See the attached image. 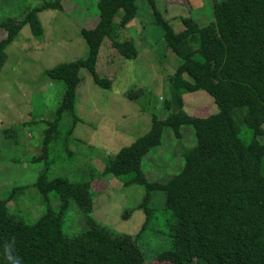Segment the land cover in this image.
Segmentation results:
<instances>
[{
  "label": "trees",
  "instance_id": "1",
  "mask_svg": "<svg viewBox=\"0 0 264 264\" xmlns=\"http://www.w3.org/2000/svg\"><path fill=\"white\" fill-rule=\"evenodd\" d=\"M139 1L98 0L97 19L81 28L87 55L47 69L50 78L63 84L62 98L43 130L42 151L35 161L49 157L64 112L77 121L81 68L89 70L99 86L110 87L111 80L97 72L106 41L124 58L137 55L132 40L115 39V34L137 16ZM145 1L154 22L162 28L166 47L181 58L171 101L177 109L165 118L152 114L149 130L106 158L104 168L105 174L127 177L126 185L144 187L143 200L124 213L128 216L143 208L146 219L142 227L136 234L109 228L92 216L91 180L50 177L45 167L35 187L45 200L50 202V195H57L61 204L58 209L48 206L35 221H28L9 203L16 199L13 194L26 186L13 187L7 197H0V264H9L4 258L9 245L22 264H143L139 238L155 222L158 232L171 238V246L158 252L157 260L170 264H264V143L258 138L264 135V0H217L213 22L201 26L193 17H184L186 27L179 32L165 19L157 0ZM45 9L63 10V0H45L28 7L20 18L7 15L0 19V27L6 30L0 39V70L7 59L6 47L25 24L36 37L44 33L38 13ZM190 36L196 37L197 47L187 42ZM197 90L213 97L217 112L200 117L183 108V93ZM241 106L247 107L243 121L254 133L249 141L242 138L234 118V110ZM183 125H190L196 135L195 144L182 152L183 167L167 181H150L142 166L144 155L160 144L164 127H171L180 137ZM155 191L165 193L161 212L150 205ZM73 203L84 212L86 228L69 234L64 215Z\"/></svg>",
  "mask_w": 264,
  "mask_h": 264
},
{
  "label": "rangeland",
  "instance_id": "2",
  "mask_svg": "<svg viewBox=\"0 0 264 264\" xmlns=\"http://www.w3.org/2000/svg\"><path fill=\"white\" fill-rule=\"evenodd\" d=\"M44 1L0 0V19L7 15L20 18L28 7ZM215 1L157 0L165 19L177 32L186 27L184 17H193L201 26L213 22ZM97 4L98 0H63V10L45 9L38 13L44 27L40 37L25 24L6 47L7 59L0 70V197H7L13 187L26 186L16 191V199L9 203L14 212L19 210L18 214L28 221H35L48 206L58 209L61 201L57 195H50L49 202L35 187L46 167L50 177L91 180L92 216L113 230L136 234L146 219L144 209L136 208L128 216L124 213L143 200L145 189L137 183L124 184L127 177L123 180L105 174V160L147 132L152 114L165 118L177 109L171 101L176 68L181 63V58L166 47L162 28L154 22L147 1H139L137 16L115 34V39L132 40L137 55L124 58L108 44L110 40L106 41L97 72L111 80L110 87L99 86L89 70L81 68L76 123L73 114L64 112L49 157L34 160L42 151L43 130L54 118L62 98L63 84L50 78L47 69L87 55L81 28L93 25L97 19ZM5 34V28L0 27V39ZM187 42L192 48L197 47L195 36ZM184 76L189 78L187 73ZM182 100L183 108L191 115L205 117L218 110L205 90L183 93ZM246 111V106L237 107L234 118L241 127L242 138L249 141L254 133L243 121ZM181 131L178 137L171 127H164L160 144L144 155L142 166L150 181H167L183 167L182 152L195 144L196 135L190 125H183ZM258 138L264 143V135ZM164 202V192L152 193L150 205L158 212ZM71 205L64 215V228L75 234L86 228V218L77 204ZM161 232L155 222L141 234L143 264H170L156 258L158 252L171 246L170 236Z\"/></svg>",
  "mask_w": 264,
  "mask_h": 264
},
{
  "label": "clouds",
  "instance_id": "3",
  "mask_svg": "<svg viewBox=\"0 0 264 264\" xmlns=\"http://www.w3.org/2000/svg\"><path fill=\"white\" fill-rule=\"evenodd\" d=\"M14 249L9 245L4 249V258L9 262V264H22L19 256L13 254Z\"/></svg>",
  "mask_w": 264,
  "mask_h": 264
}]
</instances>
